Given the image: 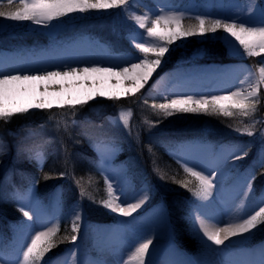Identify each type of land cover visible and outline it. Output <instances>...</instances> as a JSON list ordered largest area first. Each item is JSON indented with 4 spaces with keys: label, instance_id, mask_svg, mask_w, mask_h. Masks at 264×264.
<instances>
[{
    "label": "rangeland",
    "instance_id": "rangeland-1",
    "mask_svg": "<svg viewBox=\"0 0 264 264\" xmlns=\"http://www.w3.org/2000/svg\"><path fill=\"white\" fill-rule=\"evenodd\" d=\"M171 1L173 0H157L156 3L162 5L161 8L164 7L166 10H170L167 9V5L172 4ZM194 2L195 7L193 6V3H189V6L185 7L186 9L183 12L186 17H195L197 15L196 12H200L201 15H207L209 18H223L222 15L227 17L239 16L242 19H248L249 17L255 18L259 15V8L261 4H264V0H199L198 2L194 0ZM175 4L176 2L174 1L173 5ZM148 9L150 8L137 5L135 8L129 10L127 14L121 12L119 9L92 10L89 16H87L88 14H77L71 16V18L65 17L61 18L59 21H53L52 25H50L53 26V28H49L50 26L44 27L42 25L35 24L30 28V32L0 30V46L8 45L10 50L20 54L21 59L24 62L38 59L36 60V63H43L42 61H39L41 53L44 55L43 57L46 59L45 61H56L59 54L70 55L75 53L78 50L79 43L81 41H77L71 45L64 44V40L79 37L80 34L84 32L87 34L83 36V38L87 37L88 40L90 39L92 41L103 42L99 39L104 37L103 40L105 41V45L113 53L107 50L105 51L108 53L101 51L107 56L100 58L107 60L113 59L116 63H120V61L125 59L128 55H138L137 51L128 42L129 40H127L124 36V31L129 32V35L136 32L137 36L143 32V30L137 31L134 27V22L128 17H131L133 14H143L145 11H148ZM176 9L177 8H172L171 10ZM202 11L205 13H202ZM217 15L219 16L216 17ZM1 20H4V18H1L0 21ZM185 23H195V20L186 19ZM96 25H99V28L95 30V32L88 31H92V27ZM123 28L125 29L124 31ZM31 30H36L37 35H32L33 32ZM40 33L47 35L49 37V41L45 43L39 42L38 37ZM67 36L70 38H66ZM217 36L218 35H204V38L211 39L212 41H222L216 39ZM128 37L130 38V36ZM198 39L200 38L196 37L197 41ZM109 42H111L113 46H116L118 50L127 51L114 52L110 49ZM180 45L184 47L185 44L181 43ZM183 47H180L175 53L171 54L166 64L162 62L161 67L158 68L160 69V72H155L152 76L151 82L145 84L144 88L134 95L129 92L127 95H120L121 100L120 98L107 99L109 96L124 93L126 89L132 86V82L130 80H126L125 78L121 79L125 82V85H123L121 90L116 88H114V90L111 88H102L99 90L93 89V92L89 93L88 96H93L91 102H95L92 103L94 105L92 112H94L95 115L103 112L105 113L107 109L115 107L116 103L120 104L117 106V109L108 110L109 113L113 114L112 117L114 119H100V116L95 115L80 117L75 114L77 108L75 107L74 109L69 108L67 110L55 108L56 110H34L33 112H28L27 114H17L9 120L10 122H16L14 126H9V122L6 123L5 121L0 120V123L3 124L2 127L0 126V130L6 129L9 131V136H5V133L0 136V143L5 146L4 154L0 155V174L13 170L15 166H11V164L16 162V165H18V159L25 154L26 148H41L44 152L42 164H44L46 156H50L52 165L57 167V171L60 169L59 173H64L63 177L60 178L65 179L71 183V185L75 184L77 188L80 189V194L81 191L84 192V196L82 197L87 199V202L78 200V202L75 203L71 207L70 211H68L65 215H61L60 204H56L54 199H52L50 201V205H56H54V209H52L49 214L47 213V203L43 196H38V193L35 194L33 191L34 195L27 198L23 203V206L25 211L31 210L32 213H35L34 219L33 221H28L27 218L23 216L21 211H17L16 214L18 215L15 214V218L17 223L20 225L16 229V235L20 237L21 242L19 244L17 242L18 238H15L8 244V250L14 252L11 258V256L6 254L7 248H5L0 241V261L2 262L0 264H17V261L22 260V250L25 243L28 241L29 236L32 234L33 229L37 228L38 230H46L44 228H40V225L53 226L56 222H59V227L61 229V225L63 223H70L69 225L71 229L73 220L72 212L78 204L83 209L81 213L82 219L80 221V238L75 244L71 242L66 249L56 251L57 248L61 247V245L58 244L55 249L47 253L45 259L51 257L54 264H61L62 254L74 246H77L78 257L80 258L81 264H91L93 261H102L105 255L112 258V261L115 262L113 264H121L122 261H126L127 264L130 262V264H135V261L129 259L131 253L134 251V248L129 250L130 246L134 244L138 246L137 241H142L144 237L149 235L153 239L154 248L162 243V241L166 238L167 248L174 247L173 249L177 250L175 248L177 243L175 242V238L172 234L171 223L169 221L168 206L165 205V191L176 192L184 198H188V200H190L188 204V200H184L185 210L184 214H181L180 217L184 221V225L187 227L186 240L189 242L190 247L193 248L191 251L197 254V256H194L195 262L198 258H202V264H204V262L205 264H228V260L234 257V252L236 254L240 253L233 250L230 246H215L210 241H206V238L201 239L202 234L197 233L190 218L191 208L199 205V210L204 214V217L206 219L210 218L208 219V222L215 223L216 221L227 222L230 219L238 218L249 210L255 203L252 199L244 200L242 198L241 193L245 188V183L248 177H243L241 174L236 172L241 168L243 169L247 167H252L254 170V167L258 165L259 159L264 156V141L261 139V134L264 133V98L262 99L261 96L262 94L264 95V91H261L260 93V103L257 105L255 112L248 117H224L222 115L213 116L205 114H174L173 116L164 118L158 110L153 109L151 106L154 103L159 104L164 102L160 99V97L167 96V94L165 88L160 87L159 81L164 82L166 80L167 84L165 87L168 88L169 78L172 79L174 76L172 68L173 70L175 69L188 72L195 71L200 68L220 66V64H202L206 63L202 52L199 51L200 54L197 55V50L189 49L187 51H183ZM223 50H226L232 55V57L243 62L248 67H251L253 64L247 63L246 60L254 58L260 62L264 59L262 56H242L234 51H229L227 46H225ZM167 55L168 54H166V56ZM74 56L75 55H73V57ZM259 66L261 67L262 64ZM214 70L215 69H208L207 71L212 73ZM194 73H204V70L199 72L195 71ZM180 74H182V72ZM83 76L85 75L83 74ZM187 76L189 77V73L183 78H186ZM90 77L92 76H89V78ZM158 77L162 79L158 80ZM166 77L169 78L166 79ZM114 78L117 77L115 76ZM179 78H175V82L178 81ZM155 88H157V90H155ZM174 88H186V86L174 84ZM100 91L105 92L106 95L104 97L96 95V93ZM207 94L211 93H194L189 95H196L199 97V95ZM173 98L175 97L173 96ZM104 99L109 101V105L107 104V101H104ZM99 100H101V103L98 104L97 102ZM145 100L147 101L146 103ZM79 110H82V108L78 107L77 113L81 112ZM126 112H130L131 115L129 117L128 125L124 126L123 121L120 120L119 117L122 113ZM89 117H95L98 119ZM197 117L199 120H202V123L197 128H200V130H204L208 133H212V135L216 137V140L229 141L232 144L239 142L251 144L248 156L243 160L236 161L235 167L232 166L231 161V164L227 161L229 160L228 157L232 151L230 147L219 148V150L209 149L207 148V144L212 142H206L205 137L202 138L204 142L193 143V140H189V143L174 142L171 145L170 152L172 155L169 157L172 158L171 160L175 161V163H177V165H179L182 169L184 163L187 162L190 167L196 165V170L204 169L205 174L207 175L209 172H213L215 168L218 167L219 163L225 161L227 162L224 166L228 175L221 178H217L216 176V181H214V183L217 184V187L213 190V195L208 201H196L191 192L182 186H179L175 175L160 179V187L157 183V186L155 187L150 180L144 179V174L159 175L153 156L152 161L148 163L147 170L143 176L139 174L137 163L133 164L129 168V171H136L138 173L137 182L130 181L127 177L125 169L118 168L114 163V158L117 154H120L122 146H124L123 144H120L118 147L113 143V140L120 139L119 133L121 131L129 133L128 137L132 141L139 144L140 150L146 152L147 156L150 157L151 155H154V151L156 150L155 147L159 146V144L164 141V127L169 126L166 124L164 127H157L153 123L165 121L167 123L170 122L171 125L176 122L183 124L190 121V119ZM205 119L208 120L205 122ZM46 122L51 123L47 124ZM135 123H137V127H134ZM245 125L251 127L254 133L253 136H248L247 134H241L234 131V129L242 128ZM77 126L80 131L73 135L71 129H74V127ZM111 129H113V131H111ZM146 129L149 131L150 135L146 133L148 132ZM84 131H92L95 135L98 133L99 139H97V142L89 139V137L83 133ZM103 141L112 142H108L107 146L103 143ZM253 143L256 147L252 146ZM103 150L105 162L102 164L103 168L99 177H94L93 175L86 173L85 175L87 178L81 180L76 179L74 174H70L76 160L81 164L85 163L90 158V154H100ZM139 164H142V161H139ZM19 165H21L22 169H26L23 164L19 163ZM17 167L21 169L20 166ZM256 167L257 169H262V167ZM262 172L263 180L264 170ZM28 175L29 172L25 176L28 177ZM106 177L111 178L114 185L119 184L127 194V198L129 200H132V197L137 193H140L145 189L148 190V198L145 203L137 210L136 213H133V217H136L135 220L131 217H117L116 214L110 213L100 206L99 201L106 198ZM185 177H188L186 179L193 180V178L189 175ZM96 178L101 180L102 189L98 187L97 182L94 180ZM168 179H172L171 184L173 186H169ZM77 181L79 183H77ZM194 183L195 182L193 180V184L190 185V187L194 186ZM93 184L95 188H93ZM254 188L256 199L264 198V195L258 196L260 191L255 184ZM249 196L251 197V194H249ZM132 202L135 201L133 200ZM87 208L88 210L93 208V210H90L93 219L105 220L108 218L111 221L104 224L90 223V220L87 218ZM126 220L131 222L126 223L127 225L122 227L124 223L123 221ZM49 221L52 223L50 224ZM218 226H223V223H220ZM108 230H111V233H114L117 236L120 235L121 238L117 241L113 240V243H110L109 245H107L108 243H104V247L102 246L101 250H97L96 248H98V243L107 235ZM253 232V235L245 234L247 239L241 238L239 241L244 242L245 244L251 243L255 241L257 236L264 233V231L257 230H253ZM233 238L234 237L230 240H226L225 245H229V242H237L236 240H238L237 238L239 237H235V239ZM186 244L188 245V243ZM183 247L185 249L187 248L185 245ZM151 248L152 247L150 246V249ZM246 249L247 247L245 250ZM249 257L251 258L249 259V264H264V253L259 255H257L256 252L251 253L250 256L248 254V258ZM5 259H8L7 263H3ZM254 261L257 263H253ZM41 264H43V262H41ZM232 264H236V262L234 261Z\"/></svg>",
    "mask_w": 264,
    "mask_h": 264
},
{
    "label": "snow or ice",
    "instance_id": "snow-or-ice-1",
    "mask_svg": "<svg viewBox=\"0 0 264 264\" xmlns=\"http://www.w3.org/2000/svg\"><path fill=\"white\" fill-rule=\"evenodd\" d=\"M141 5L147 8V5L142 4V0H7V10L0 8V18L14 23L31 22L36 25L49 27L53 21H59L61 18H71L77 14H91L92 10H108L119 9L127 14L129 10ZM154 17V18H152ZM134 22L135 29L143 30L136 35L133 32L130 35L129 43L137 51L138 55H128L120 63L111 64L110 66H101L99 63H94L92 66L71 67L66 70H60L59 67L54 70L37 71L34 74L23 72L4 73L0 72V120L6 123L16 114H27L29 109H51L53 104L46 102L47 97L43 94L39 98L40 102L29 104L27 106L8 107L7 93L10 85L20 84L25 82L46 81L53 78H69L77 77L80 74H108L111 76H122L132 82V86L125 90L122 94L109 96V99H119L120 95H127L129 92L133 95L144 88L145 84L152 78L153 74L161 67L162 62L167 63L171 54L175 53L180 44H187L186 38L200 36L204 37L206 33L216 34L218 30H222L220 35L216 37L222 40L229 51H234L242 56L261 57L264 55V4L259 8L258 17H249L242 19L239 16L224 17V18H209L207 15H196L195 17H186L183 11L166 10V8H158L156 11L148 9L143 14H133L128 17ZM194 19L195 23H185V20ZM6 25L0 23V29ZM166 54H168L166 56ZM200 54L199 50L196 53ZM206 54V53H205ZM138 61V62H137ZM264 64V59L260 61ZM248 76L240 82L235 90H226L224 94H207V95H188V94H170L169 96H161L164 102L152 104V108L164 117H170L174 114H205L224 117H248L255 112L257 105L260 103V93L264 87V66L259 67L258 75L251 69L246 68ZM252 81V82H249ZM79 82V81H78ZM248 83L247 88L243 85ZM58 95V94H57ZM96 95L104 97L105 92H97ZM173 96L175 98H173ZM93 96H88L84 100H68L61 102L58 106L65 105L75 108L77 104H86L88 100H92ZM147 101L145 100V103ZM131 113H122L119 117L123 121V125L127 126ZM241 134L253 136L254 133L251 127L245 125L242 128H236ZM261 139L264 141V133L261 134ZM251 144L236 146L235 150L231 151L228 159L231 160L232 166L235 167L236 161L245 159L249 154ZM5 146L0 143V155H3ZM25 154L30 161H35L42 169V159L44 152L41 148L32 147L25 149ZM259 167L264 168V156L259 161ZM197 166H188L185 162L183 171L193 178V180L177 181L181 186L192 193L196 201H208L213 190L217 187L216 176L213 172L205 174V170H196ZM63 177L64 173L60 174ZM49 178L47 175L45 179ZM255 173H251L245 183V188L241 193L244 200L252 199L255 203L242 216L230 219L227 222L216 221L209 223L208 219L199 210L200 206L196 205L191 208V221L196 228L201 239L206 238L215 246H225L226 240L232 237H240L247 239L245 234L253 235V230L264 231V198L256 199L255 196ZM161 179L163 177L161 176ZM77 183H79L77 181ZM106 198L99 201L100 206L108 212L116 214L117 217L129 218L133 220V213L142 207L148 198V190L145 189L132 197V200L127 198V194L123 188L117 184L114 185L111 178H105ZM36 187V181H33L31 188ZM31 190V189H30ZM251 194V197L249 196ZM81 196L84 192L81 191ZM135 202H132V201ZM195 203V201H194ZM23 216L28 221H33L35 213L31 210L25 211L22 205L19 209ZM83 209L78 204L72 212L73 220L71 225L72 235L58 237L60 231L59 222L53 226L40 225V228L46 230L33 229L28 241L25 243L22 250V260L17 261V264H54L51 257L45 259L46 254L55 249L58 244L70 241L75 244L80 238L82 219L81 213ZM129 223L131 221H123ZM51 224L52 222L49 221ZM223 223V226H218ZM131 245L134 251L129 257L135 261V264H154L151 260L150 246L154 250L153 239L151 236H146L142 241H137ZM67 264V261H64ZM121 264H127L122 261Z\"/></svg>",
    "mask_w": 264,
    "mask_h": 264
},
{
    "label": "trees",
    "instance_id": "trees-1",
    "mask_svg": "<svg viewBox=\"0 0 264 264\" xmlns=\"http://www.w3.org/2000/svg\"><path fill=\"white\" fill-rule=\"evenodd\" d=\"M199 0H197L198 2ZM144 3V2H143ZM147 6H149L148 4H145ZM0 8H3L4 10H7V3H1L0 4ZM148 8V7H147ZM90 14H88L87 16H89ZM1 19V18H0ZM87 20V18H86ZM0 23L6 25L4 28L0 29V30H6V31H27L30 30V28L35 25L34 23L31 22H23V23H14L11 21H7V20H1ZM222 30H218V32L216 34H212V33H206L205 35H220ZM125 37L127 38V40H129L130 36L128 33H124ZM196 37H199L200 39H198V41L196 40ZM187 40V44L180 47H183L184 50L183 51H187L189 49H195V50H199L200 52H202L203 57L205 58V61H223V60H230L233 59L234 57H232V55L230 53H228L226 50H223V48L226 46L225 43H223V41H212L211 39L208 38H204V37H200V36H195V37H188L186 38ZM200 40V41H199ZM129 42V41H128ZM193 42V43H192ZM176 44H181L180 41H176ZM192 44V45H191ZM191 46V47H190ZM186 48V49H185ZM206 53V54H205ZM190 54V53H189ZM264 55H262L263 57ZM248 60H255L253 59H248ZM124 99V98H122ZM121 100V99H120ZM119 100V101H120ZM107 101V100H104ZM109 101H107L108 104ZM94 103V102H93ZM109 105V104H108ZM118 103H116L115 107H112L110 109H107L106 112L95 115L94 112H92V108H93V104H85L82 106H79V108H82V110L80 113H77V109L76 108V115L83 117V116H100L101 118H107V119H114L112 117V113H109L108 110L111 109H117L118 107ZM114 113V112H113ZM95 118V117H93ZM208 119H205V122ZM202 120H199V118H192L190 119V121L185 122V123H174L171 125V123H167L165 121L159 122V123H153L154 125L158 126H166V124H168L169 126L164 127L165 129L163 130V132L166 134L167 136V149L169 147L168 145V141L171 140H187L189 138L192 137V139L194 138V136H203L206 138V140L208 141H214L215 140V136L212 135V133H208L204 130H200V128H197L202 122ZM9 126L12 125L14 126L16 124V122L14 121H8ZM180 122V121H179ZM3 124L0 123V126L2 127ZM137 123H135L134 127H137ZM142 126V125H139ZM167 128V129H166ZM111 131H113V129H111ZM110 131V132H111ZM146 131H148L146 129ZM145 131V132H146ZM1 132V136L3 135V133H5V136H9V131H7L6 129L4 130H0ZM150 135L149 131L146 132ZM129 133L125 132V131H121L119 133L120 139H118V142L120 144H123V152L116 157L115 159V164L117 165L118 168H124L127 174V177L129 179H137V175L138 173L136 171H129V168L137 163L138 164V168H139V174L141 176H143V174L146 172L147 170V165L149 162L152 161V156L154 157V162L156 163V167L159 171V175L157 174H144V178H148L152 181V183L154 184V186L156 187L157 184L159 185V187L161 186L160 184V179L161 176L164 177L163 178H167L168 176H172L175 175V177L177 178V181H187V180H191V179H186L188 176L183 169L177 165V163H175V161L171 160V158L168 156L167 151L165 150L164 147L162 146H156V150L154 151V155H151L150 157L147 156V153L140 150L139 148V144H137L135 141H132L129 137H128ZM117 136V135H116ZM118 138V137H117ZM222 142V141H219ZM218 143V142H215ZM96 160H97V156L95 154H92L90 156V162H85V163H78V161L75 162V165L73 166V169H71L70 174H74L76 179H86L87 176L85 175L86 173H89L90 175H93L94 177H99L100 173H99V169L96 165ZM21 164L23 163V165L27 166L26 168L30 169H34V165L33 162L34 161H30L26 156L22 157L20 159ZM139 161H142V164H139ZM264 168L262 169H257V171H254L255 173V186L257 188H259L260 190H262L264 188V183L262 180V176H263V171ZM60 171V169H59ZM59 171H57V167L53 166L52 163H50V161H48L43 170L40 171L38 173L37 176V187H36V191L39 192L40 195H43L46 191L51 190L55 184V182L58 181V179L61 177V173H59ZM74 171V172H73ZM168 174V175H167ZM48 176L49 178L45 179V176ZM10 179V180H9ZM173 179V178H172ZM172 179H168V184L169 186H173L171 184ZM9 180V181H8ZM97 184L98 187H100V189H102V182L99 179H94ZM103 180V179H102ZM165 180V179H164ZM15 181V177L11 176V172L10 171H6L4 174H0V229L3 230V233L9 237L10 235H12L13 233V223L16 222V218H15V214L17 213V211L20 209V207L22 206L20 203H16V201H13V198H10L6 193H8V188L11 187V185L13 186V184ZM9 182V183H8ZM94 183V181H93ZM157 183V184H156ZM179 186H181L180 183H178ZM93 188H95L94 184L92 185ZM63 187L68 188L69 185L68 184H63ZM177 188V187H176ZM72 191L74 192L75 196L78 197L80 196L78 194V189L74 190L72 187ZM164 198H165V204L168 206V214H169V218H170V223H171V230H172V234L175 238V240H177V242L181 245V246H186L187 250L191 251L193 250L192 247H190L189 242L186 240V233H187V227L184 225V221L181 219L180 215L184 214V210H185V206H184V200L188 198H184L182 195H179L176 192H172V191H165L164 192ZM84 201L87 202V199L84 198ZM190 200L187 201V204ZM93 210V208H90L88 210L87 208V212H88V216L90 219L92 218V213L90 212V210ZM66 212V210H65ZM18 215V214H16ZM108 221V218L105 219V221ZM99 221H104V220H99ZM73 233L71 232L70 226H62V229L60 231V233H58V237H63V236H71ZM264 236L263 234H260L259 236L256 237V239H259L260 237ZM188 243V245L186 243ZM70 241H65L64 243H61L59 245H61V247L57 248V250L63 249L65 246L69 245ZM193 252V251H191Z\"/></svg>",
    "mask_w": 264,
    "mask_h": 264
},
{
    "label": "bare ground",
    "instance_id": "bare-ground-1",
    "mask_svg": "<svg viewBox=\"0 0 264 264\" xmlns=\"http://www.w3.org/2000/svg\"><path fill=\"white\" fill-rule=\"evenodd\" d=\"M121 62V61H120ZM253 64V71L258 75V69L260 62L257 60H251ZM94 63H99L101 66H110L111 64H115L116 62L112 60L102 59L100 57L96 58H89V57H83L75 61L71 60H65L60 62H53V61H45L43 63H31L27 67H13L11 68V64H9L7 67H1L5 64L4 60L0 58V72L4 73H13L16 72H23L28 74H34L37 71L43 72L47 70H54L55 68L59 67L60 70H66L69 66L71 67H84V66H92ZM264 66V64H262ZM246 65L239 64L238 66L233 67H224L220 68L219 70L222 71L223 77L220 80H216L215 76L212 73H208L207 75H204V77H201L200 75H190L186 78H179L178 81H174L169 83V87L166 89V94L169 96L170 94H194L204 83H215V87L211 88L212 93H218V94H224L226 90H235L237 86H240V82L245 80V77L248 76L246 74ZM160 69H157L156 73H158ZM92 76L89 78V76ZM83 76V74L78 75L77 77H69V78H53L51 80L46 81H34V82H25L20 84H13L9 86L8 93H7V106L8 107H17V106H27L29 104H33L36 102H40L39 98L43 94L45 97H47L46 102H51L53 104V107L50 109H62L67 110L71 107L65 105L64 107H59L61 102L68 101V100H84L88 97L90 92H93L94 90H99L102 88L107 89H122L123 85H125V82L121 79H124L122 76H116L117 78H114L115 76H111L108 74H88ZM231 75V78L229 79V76ZM236 76L238 77L236 79ZM242 79V81L240 80ZM127 80V79H126ZM152 78L148 81L151 82ZM79 81V82H78ZM252 82V81H249ZM167 84V81L165 80L160 81L159 85L161 88H164ZM174 84L186 86V88H174ZM245 88H247L248 83H244L243 85ZM157 89V88H155ZM264 91V87H262V90ZM206 93V92H205ZM58 94V95H57ZM165 94V93H164ZM109 99V98H107ZM104 99V100H107ZM103 100V99H102ZM92 100H88L86 104H91ZM101 100H99L97 103H101ZM95 103V102H94ZM85 105V104H82ZM81 104H77L76 107L82 106ZM55 109V110H56ZM32 110V111H31ZM34 110L38 109H29V112H33ZM47 109H44L45 111ZM17 115V114H16ZM47 124L51 122H46ZM21 128V127H20ZM79 128L74 127V129H71V132L73 135L77 132H79ZM53 135V134H51ZM226 169L225 166L219 170L216 175L220 176V174H224ZM235 239V237L233 238ZM237 242H229L228 244L230 247L235 250L234 257L230 260H228V264H232V262H236V264H249V256L251 255L252 250L249 251L248 249L245 250L246 244L244 242L239 241L241 238H237ZM174 247L167 248L166 238L162 241L157 247L151 248V260L154 262V264H202L203 260L202 258H198L195 262L194 257L188 258L186 257V252L179 249L175 250ZM262 250V249H259ZM261 252V251H258ZM264 253V252H261ZM154 256V257H153ZM183 256V257H182ZM197 256V255H194ZM252 257V256H251ZM106 258V259H105ZM157 258V259H156ZM64 261H69L68 264H81L80 258L78 257V250L77 246H74L70 248L68 251L64 252L61 257V264H64ZM115 263L112 261L111 257H108L107 255L104 256V259L102 261H97V264H113ZM131 263V262H130ZM129 263V264H130ZM117 264V263H116ZM205 264V262H204Z\"/></svg>",
    "mask_w": 264,
    "mask_h": 264
}]
</instances>
